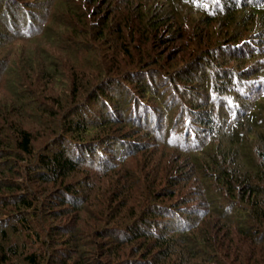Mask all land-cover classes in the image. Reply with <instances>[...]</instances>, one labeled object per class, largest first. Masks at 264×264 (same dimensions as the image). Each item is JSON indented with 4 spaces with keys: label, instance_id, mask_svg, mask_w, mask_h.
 I'll use <instances>...</instances> for the list:
<instances>
[{
    "label": "trees",
    "instance_id": "16d2710c",
    "mask_svg": "<svg viewBox=\"0 0 264 264\" xmlns=\"http://www.w3.org/2000/svg\"><path fill=\"white\" fill-rule=\"evenodd\" d=\"M0 264H264V0H0Z\"/></svg>",
    "mask_w": 264,
    "mask_h": 264
},
{
    "label": "rangeland",
    "instance_id": "374dc122",
    "mask_svg": "<svg viewBox=\"0 0 264 264\" xmlns=\"http://www.w3.org/2000/svg\"><path fill=\"white\" fill-rule=\"evenodd\" d=\"M170 47H173V45L172 46H170ZM169 47V48H170ZM194 46H190V49H192ZM161 52H165L166 54V58L167 59H169L170 58V56L172 55L173 57L172 58H175L176 56H178V55H176V51H177V48H176V46H174L173 48H170V49H168V48H164V46H162L161 47V49H159ZM187 57V56H186ZM67 58V57H66ZM65 58V59H66ZM65 59H63V60H65ZM171 59V58H170ZM163 90H165V89H163Z\"/></svg>",
    "mask_w": 264,
    "mask_h": 264
}]
</instances>
